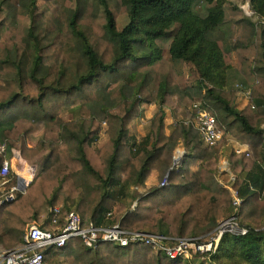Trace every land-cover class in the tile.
Listing matches in <instances>:
<instances>
[{
	"label": "trees",
	"instance_id": "trees-1",
	"mask_svg": "<svg viewBox=\"0 0 264 264\" xmlns=\"http://www.w3.org/2000/svg\"><path fill=\"white\" fill-rule=\"evenodd\" d=\"M108 1L99 0L98 32L83 24L84 0H76L62 20L38 9L35 0L0 2V11L5 2V7L20 5L28 19L20 38L0 45V78H7L8 89L0 96L4 159L10 157L13 136L38 125L52 150L42 175L25 193L0 204V248L21 243L32 223L55 230L69 212L86 225L118 224L173 238L207 234L233 215L246 234L224 233L213 252L190 262L141 243L99 242L90 248L71 237L61 247L43 249V264H264V0H249L256 23L228 19L224 0H117L127 14L124 24ZM201 2L215 4L201 13L196 8ZM244 21L249 31H237ZM233 58L241 76L235 84L250 88L254 108L246 104L238 110V88L226 90ZM194 103L216 119L222 138L214 146L202 143L192 120L164 132L165 105ZM149 104L158 107L151 129L135 140L128 126L140 106ZM66 106L89 118V124L65 122L58 113ZM189 116L194 117L193 109ZM102 123L108 142L95 150ZM229 134L248 152L233 150L229 157L232 187L241 200L236 210L230 191L214 176L216 154ZM180 139L189 151L175 167L172 150ZM4 159L0 155V165ZM196 160L198 169L190 171ZM152 171L161 184L139 194L135 208L125 210L130 186L144 184Z\"/></svg>",
	"mask_w": 264,
	"mask_h": 264
},
{
	"label": "rangeland",
	"instance_id": "rangeland-1",
	"mask_svg": "<svg viewBox=\"0 0 264 264\" xmlns=\"http://www.w3.org/2000/svg\"><path fill=\"white\" fill-rule=\"evenodd\" d=\"M1 2V0H0ZM86 5V15L83 24L87 27V29H91L92 31H97V26L101 24V4L99 0H84ZM109 4L113 7H116L117 11V21L119 24H124L127 22V14L125 8L123 6H118L117 0H109ZM7 2L2 4L4 7L0 11V45L2 43L11 42L16 38H20L22 35V30L28 23L27 13L22 9L19 5L17 7H5ZM37 8H45L49 11L55 13L57 18L59 17L61 20L66 15L67 10H73L76 6V0H53L49 3L47 0H35ZM215 2L212 4H208L205 2H201L197 5V10L201 13H204L206 8L213 6ZM223 7L226 12V17L230 19L231 17H244L253 23L258 21V17L254 15L253 11L250 9L249 0H224ZM6 11L8 12L5 19L2 20ZM2 20V21H1ZM236 30L239 32H248L249 27L246 22L239 23L236 27ZM164 55L168 60V54L164 51ZM235 58V57H234ZM231 61V68L228 69V78L229 83L226 86V90H234V84L239 82L241 79L240 74L238 73L237 63L234 60ZM189 65H186L184 68L185 75H188ZM239 77V78H238ZM6 79L0 78V87L5 88L0 90V96H4L7 92L6 88ZM234 104L238 110L243 109L246 106V101L239 94V92H235L234 90ZM165 111L164 118V132L165 134H169L172 126L175 125L179 121H187L192 120L189 116L191 114L190 106L179 105L176 107H172L169 105H165L163 107ZM158 107L156 104L149 105H141L139 108V114L131 121L128 126V135H130L135 140H140L143 136L149 133L151 129V120L157 112ZM59 116L65 122H74V121H85V124H89V118L81 117L77 109H73V107H63L58 113ZM84 119V120H83ZM106 125L102 123L101 130L99 132L98 139L92 145L93 149L99 150L103 148L108 142V134L105 131ZM44 128L43 126H37L36 129H30L27 132L21 131V135H16L15 138L13 136L12 142L15 144L10 148V157L8 160H11L12 167L10 168L9 180L0 187V199H3L5 195H7L10 187L17 184L18 177L25 178V182L34 181L37 177L41 176L45 165L49 161L52 150L51 147L45 145L47 142L44 139ZM23 137V141L20 146L19 137ZM222 138V137H221ZM224 143L216 154V160L214 164V176L215 179L219 182L220 185L228 188L231 193L233 189L232 185L234 183L235 172L232 170L230 166L229 157L233 152V144L237 141L233 135H226L224 138ZM41 142V143H40ZM6 144L0 143V155L4 159V151ZM3 148V149H2ZM189 151V148L184 145V142L180 139L178 143L174 146L172 150V164L175 160V167H179L183 165V161L185 160V155ZM7 159V158H6ZM200 165V160H196L190 167V171H195L198 169ZM33 170V173H31ZM169 171L165 173V177H168ZM33 177V178H32ZM232 177V178H231ZM167 179V178H166ZM163 180V179H162ZM162 181L158 179V174L156 171H152L150 176L147 178L144 184H136L132 185L129 188L128 195L124 201L125 210H132L135 208L136 198L139 194L146 193L149 189L158 186ZM27 189V188H26ZM25 193V192H24ZM23 193V194H24ZM21 194L19 192H14L15 198H18ZM114 212V211H113ZM147 228V227H146ZM215 229V228H214ZM213 229V230H214ZM146 230V229H145ZM212 230V231H213ZM212 231L207 234L200 235L199 237L205 238L208 237ZM198 254H194L192 259H198ZM187 262V261H184ZM193 262V260H192Z\"/></svg>",
	"mask_w": 264,
	"mask_h": 264
},
{
	"label": "built area",
	"instance_id": "built-area-1",
	"mask_svg": "<svg viewBox=\"0 0 264 264\" xmlns=\"http://www.w3.org/2000/svg\"><path fill=\"white\" fill-rule=\"evenodd\" d=\"M235 86L245 98L246 104H250V107L254 108V104L251 102L250 88H243L239 84ZM192 108L194 117L191 122L196 128L202 143L205 146L216 145L222 137V132L216 126L215 117L199 107L197 103H194ZM240 152L242 151L239 149L235 150L237 154ZM11 167V160L4 159L1 162L0 187L9 180ZM31 173H33V170H31ZM31 180L26 183L24 177H18L17 184L10 187L7 195L0 199V204L4 200L15 198V191L23 194ZM231 191L233 194L232 204L236 210L240 204V198L234 189ZM58 209L55 208L54 211L57 212ZM53 223L56 224V220H53ZM246 232L247 229L241 226L233 215L220 220L212 233L206 239H202L201 237L173 238L159 233L125 229L118 224L96 226L89 223L86 225L83 224L78 213L69 212L64 217L63 225L57 226L55 230L43 229L34 223L28 225L25 228L20 246L0 249V264H43V249L61 247L71 237L80 238L82 243L90 248L96 247L99 242H110L119 246L141 243L161 252L170 259H181L190 262L194 254L204 255L213 252L224 233L245 235Z\"/></svg>",
	"mask_w": 264,
	"mask_h": 264
},
{
	"label": "crops",
	"instance_id": "crops-1",
	"mask_svg": "<svg viewBox=\"0 0 264 264\" xmlns=\"http://www.w3.org/2000/svg\"><path fill=\"white\" fill-rule=\"evenodd\" d=\"M236 85V84H235ZM239 94L241 95V93L239 92ZM243 97V96H242ZM244 98V97H243ZM244 100H245V98H244ZM246 101V100H245ZM261 127L262 128H264V123H262V125H261ZM236 149H239V150H241L242 152H245V154L246 155H248L247 153V145L246 144H244V143H241L240 141H236L234 144H233V150H234V152H235V150ZM242 152H240V153H242ZM235 154H237V153H235ZM261 154L262 155H264V145L261 147ZM233 177L235 178V176L233 175ZM232 178V177H231ZM231 193H232V191H231ZM232 196H233V194H231ZM13 199H15V198H13ZM241 201V200H240ZM27 227V226H26ZM23 241V240H22ZM22 243V242H21ZM21 243H19V244H17L16 246H14V247H18V246H20V244ZM13 247V248H14ZM0 249H3V248H0Z\"/></svg>",
	"mask_w": 264,
	"mask_h": 264
},
{
	"label": "water",
	"instance_id": "water-1",
	"mask_svg": "<svg viewBox=\"0 0 264 264\" xmlns=\"http://www.w3.org/2000/svg\"><path fill=\"white\" fill-rule=\"evenodd\" d=\"M176 163H175V160L173 161V166L175 165Z\"/></svg>",
	"mask_w": 264,
	"mask_h": 264
}]
</instances>
